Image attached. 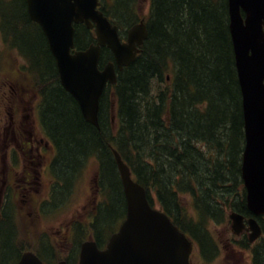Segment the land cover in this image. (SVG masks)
Listing matches in <instances>:
<instances>
[{
  "label": "trees",
  "instance_id": "16d2710c",
  "mask_svg": "<svg viewBox=\"0 0 264 264\" xmlns=\"http://www.w3.org/2000/svg\"><path fill=\"white\" fill-rule=\"evenodd\" d=\"M7 1L5 29L29 57L41 84L46 127L59 149L54 162L57 177L67 185L77 167L89 159L98 163L104 199L90 225L97 242L104 243L126 210L111 144L144 185L149 200L154 192L174 222L203 249H211L206 221L223 217L221 200L235 193V209L244 207L236 194L244 126L227 0L152 1L148 39L137 59L119 72L112 88L117 124L113 127L110 122L111 99L106 90L99 129L83 119L76 101L60 85L54 58L44 35L28 18L25 0ZM103 9L124 32L139 18L137 0H116L112 8ZM93 40L94 34L84 25L76 26L77 46ZM109 56L105 51L101 62ZM60 190L55 198L61 197ZM180 193L194 197L197 220L185 215ZM58 206L59 201L54 207ZM18 230L13 209L6 203L0 214V264H16L26 249L47 263L57 258L54 247L42 237L40 245L34 246L19 239ZM82 238L78 229L76 246ZM74 261L75 257L68 262ZM254 263L264 264V253L256 254Z\"/></svg>",
  "mask_w": 264,
  "mask_h": 264
},
{
  "label": "water",
  "instance_id": "95a60500",
  "mask_svg": "<svg viewBox=\"0 0 264 264\" xmlns=\"http://www.w3.org/2000/svg\"><path fill=\"white\" fill-rule=\"evenodd\" d=\"M29 16L39 23L55 57L61 83L77 99L83 116L97 125L99 98L107 81L115 82L113 64L98 69L100 45L112 49L117 66L129 64L136 44L147 35L143 23L129 30L122 43L103 12L98 0H26ZM230 33L243 97L245 149L242 177L248 190L249 207L264 211V0H228ZM240 9L245 12L243 19ZM96 25L97 44L71 53L74 22ZM126 199L127 219L110 238L108 248L99 250L85 242L79 264H188L191 242L169 217L153 209L144 188L130 176L128 166L114 151ZM17 264H43L26 251ZM59 264H65L64 261Z\"/></svg>",
  "mask_w": 264,
  "mask_h": 264
},
{
  "label": "rangeland",
  "instance_id": "374dc122",
  "mask_svg": "<svg viewBox=\"0 0 264 264\" xmlns=\"http://www.w3.org/2000/svg\"><path fill=\"white\" fill-rule=\"evenodd\" d=\"M147 2L148 0H140L139 2L140 11L143 13L147 11ZM12 49L14 48H9L6 42H0L1 68L10 73L11 82L15 85L12 89L14 94L12 101H19L16 96H21L20 98L27 99L30 105H36L38 99L37 90L25 83V75L22 73L23 69L25 71V67L23 69L20 68L24 65V61L19 56L17 50ZM4 77L0 74L1 85H3ZM22 86L24 87V92L20 90ZM0 96H3L2 91H0ZM2 106L0 104V108ZM38 129L41 131L40 126H38ZM2 131V125H0V189L3 186L4 193L8 191L9 200L14 204L16 209L15 218L21 233L19 236L20 238H28L32 244H37L41 231H44L59 249L60 256H63L66 246L69 245L67 242L71 237V220L76 219L80 223H84L91 209L90 202L93 200L92 197L94 196L95 198L93 178L94 172H96V164L91 160L79 168L81 171L75 183L76 189L72 199L60 211L47 215L39 214L37 210L38 205L42 199L48 196L47 183H50L52 177L46 173V166L52 159L53 154L48 155L46 153V156L42 157V166L38 167L42 174V168L45 165V170L43 171V175H41L42 178L37 181L38 183L35 184L33 189L25 191L23 190L24 183L21 179L25 173L30 171V164L26 160L19 159L16 156V162H13V159L9 158L10 155L7 156V153L10 154V152L6 146L4 137L1 135ZM3 181L5 182L3 183ZM2 196H4L3 193L0 201L2 200ZM182 202L186 207V211L189 214H193L194 210L191 209L193 207L189 196H183ZM155 205L159 206L156 199ZM229 212L227 211V218ZM230 229L229 220L220 224H211L210 232L220 247L219 253L211 261H205L197 248H195L191 256L192 264H251V252L240 248V237L234 238Z\"/></svg>",
  "mask_w": 264,
  "mask_h": 264
},
{
  "label": "flooded vegetation",
  "instance_id": "af4514ba",
  "mask_svg": "<svg viewBox=\"0 0 264 264\" xmlns=\"http://www.w3.org/2000/svg\"><path fill=\"white\" fill-rule=\"evenodd\" d=\"M109 1L104 0V3L108 5ZM4 40L5 38L0 31V42H4ZM23 67L25 66L22 65L20 68L23 69ZM0 74L6 77L3 79V85L0 84V91L3 92V96H0L2 98L0 99V104L3 105L0 108V125H2L3 130L1 135L4 137L10 152L9 158L16 162L17 157L26 160L30 164V171L25 173L21 180L24 184H31L35 182V179L39 178L40 171L38 167L42 166L41 159L44 153L47 152L50 155L51 152H54V145L42 133L46 123L43 112L40 113V102L38 99L36 105H30L28 100L20 98L21 96H16L19 101H12L14 94L12 92L11 75L5 69H2L1 65ZM20 90L24 92V87L22 86ZM41 110H45V107L41 106ZM38 126H40L41 131ZM27 189L28 187H23V190ZM243 234L248 238L246 230Z\"/></svg>",
  "mask_w": 264,
  "mask_h": 264
},
{
  "label": "bare ground",
  "instance_id": "6f19581e",
  "mask_svg": "<svg viewBox=\"0 0 264 264\" xmlns=\"http://www.w3.org/2000/svg\"><path fill=\"white\" fill-rule=\"evenodd\" d=\"M236 168V167H235ZM143 172V171H142Z\"/></svg>",
  "mask_w": 264,
  "mask_h": 264
}]
</instances>
